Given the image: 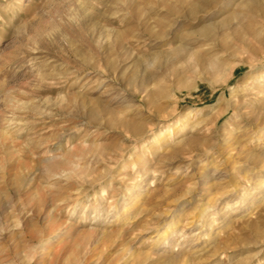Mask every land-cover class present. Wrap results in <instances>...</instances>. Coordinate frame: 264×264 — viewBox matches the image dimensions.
Wrapping results in <instances>:
<instances>
[{
	"label": "rangeland",
	"instance_id": "374dc122",
	"mask_svg": "<svg viewBox=\"0 0 264 264\" xmlns=\"http://www.w3.org/2000/svg\"><path fill=\"white\" fill-rule=\"evenodd\" d=\"M0 264H264V0H0Z\"/></svg>",
	"mask_w": 264,
	"mask_h": 264
},
{
	"label": "bare ground",
	"instance_id": "6f19581e",
	"mask_svg": "<svg viewBox=\"0 0 264 264\" xmlns=\"http://www.w3.org/2000/svg\"><path fill=\"white\" fill-rule=\"evenodd\" d=\"M195 10V6L194 7H192V11H194ZM201 33H202V35L203 34H206V33H208V31H209V29L207 28V27H203L201 30ZM249 31V30H248ZM250 31H251V29H250ZM242 39V37H239V40H241ZM227 205V204H226ZM225 206V205H224Z\"/></svg>",
	"mask_w": 264,
	"mask_h": 264
}]
</instances>
